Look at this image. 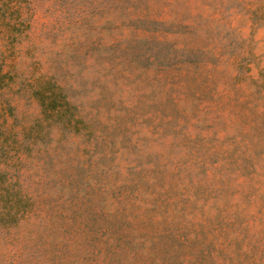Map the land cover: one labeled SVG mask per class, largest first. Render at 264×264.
Returning a JSON list of instances; mask_svg holds the SVG:
<instances>
[{"label": "rangeland", "instance_id": "374dc122", "mask_svg": "<svg viewBox=\"0 0 264 264\" xmlns=\"http://www.w3.org/2000/svg\"><path fill=\"white\" fill-rule=\"evenodd\" d=\"M0 264H264V0H0Z\"/></svg>", "mask_w": 264, "mask_h": 264}]
</instances>
